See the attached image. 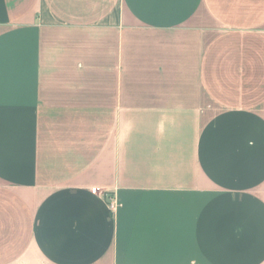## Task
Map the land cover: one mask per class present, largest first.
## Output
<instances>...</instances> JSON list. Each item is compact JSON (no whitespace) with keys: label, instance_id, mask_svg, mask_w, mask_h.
I'll return each mask as SVG.
<instances>
[{"label":"crops","instance_id":"0c3cea01","mask_svg":"<svg viewBox=\"0 0 264 264\" xmlns=\"http://www.w3.org/2000/svg\"><path fill=\"white\" fill-rule=\"evenodd\" d=\"M0 264H264V0H0Z\"/></svg>","mask_w":264,"mask_h":264},{"label":"rangeland","instance_id":"374dc122","mask_svg":"<svg viewBox=\"0 0 264 264\" xmlns=\"http://www.w3.org/2000/svg\"><path fill=\"white\" fill-rule=\"evenodd\" d=\"M51 28L45 33V50L47 51V60L51 62H55L58 60V57H63L62 54L66 57V53L68 51L69 41L75 40V36L77 32L68 30L64 27H60L57 25H52ZM87 34V33H86ZM88 35V34H87ZM62 59V58H61ZM55 70V69H54ZM45 72L49 73L51 76V65H48L45 69ZM203 112L204 118H208L211 114H213L217 109L216 107L209 101L205 96L203 97Z\"/></svg>","mask_w":264,"mask_h":264},{"label":"built area","instance_id":"2783aa9c","mask_svg":"<svg viewBox=\"0 0 264 264\" xmlns=\"http://www.w3.org/2000/svg\"><path fill=\"white\" fill-rule=\"evenodd\" d=\"M97 191H98V192L100 191L98 187H94V188H92V192H93V193H96Z\"/></svg>","mask_w":264,"mask_h":264}]
</instances>
